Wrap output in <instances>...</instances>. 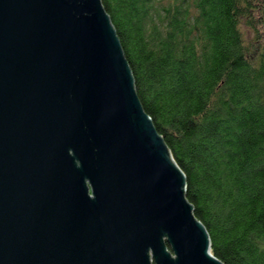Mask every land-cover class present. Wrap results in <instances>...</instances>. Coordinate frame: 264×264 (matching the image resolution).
<instances>
[{
	"label": "water",
	"instance_id": "water-1",
	"mask_svg": "<svg viewBox=\"0 0 264 264\" xmlns=\"http://www.w3.org/2000/svg\"><path fill=\"white\" fill-rule=\"evenodd\" d=\"M0 264H225L102 0H0Z\"/></svg>",
	"mask_w": 264,
	"mask_h": 264
},
{
	"label": "trees",
	"instance_id": "trees-1",
	"mask_svg": "<svg viewBox=\"0 0 264 264\" xmlns=\"http://www.w3.org/2000/svg\"><path fill=\"white\" fill-rule=\"evenodd\" d=\"M102 3L212 253L264 264V0Z\"/></svg>",
	"mask_w": 264,
	"mask_h": 264
}]
</instances>
